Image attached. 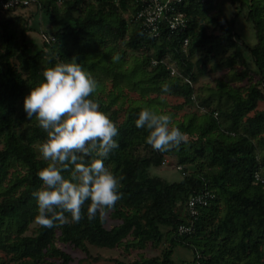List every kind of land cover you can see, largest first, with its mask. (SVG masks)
<instances>
[{"label":"trees","instance_id":"1","mask_svg":"<svg viewBox=\"0 0 264 264\" xmlns=\"http://www.w3.org/2000/svg\"><path fill=\"white\" fill-rule=\"evenodd\" d=\"M34 1L52 28L51 34L43 31L47 40L41 45L28 39L35 25L0 9V264H69L71 257L58 241L86 254L87 244L126 252L148 242L162 245L160 255L138 252L116 264H264V182L254 176L264 179V107L257 108L264 103V0L238 1L253 28L252 45L238 38L237 15L226 18L214 0H182L187 26L179 35L144 29L133 17L137 6L131 0ZM167 56L193 85L170 75L161 62ZM73 57L96 80L92 98L119 130L114 137L119 147L105 160L123 178L121 199L105 210L119 219L110 227L104 213L88 219L90 201L82 205L79 222L69 218L47 228L35 219L33 192L41 185L38 171L47 163L39 145L46 133L35 117L26 116L23 98L43 79L45 68ZM238 63L241 68L235 72ZM225 66L230 75L216 87L207 92L197 88L199 73ZM243 77L244 84L231 82ZM107 81L114 90L119 85L138 90L141 98L124 109L114 108ZM165 84L168 92L162 90ZM164 95L184 98L181 104L191 107L176 118L163 107ZM194 106L199 113L192 111ZM144 107L172 116L185 133L178 148L161 152L146 142L148 130L135 126ZM168 156L182 169L177 181L148 172ZM204 189L212 194L208 204L198 208L191 231L178 233V225L190 221L188 197ZM32 222L37 225L28 233ZM176 246L190 250L192 259L174 262Z\"/></svg>","mask_w":264,"mask_h":264},{"label":"clouds","instance_id":"2","mask_svg":"<svg viewBox=\"0 0 264 264\" xmlns=\"http://www.w3.org/2000/svg\"><path fill=\"white\" fill-rule=\"evenodd\" d=\"M96 86L93 76L73 57L45 68L43 79L23 98L26 116L29 120L35 117L46 133L39 153L47 163L38 171L41 185L33 192L35 219L44 227L67 223L69 218L79 222L86 201H90L88 219H93L122 197L123 178L105 165L119 147L114 139L119 130L92 98ZM162 90L168 92V85ZM135 126L146 128V142L161 152L178 148L185 140L170 114L148 107L139 111Z\"/></svg>","mask_w":264,"mask_h":264},{"label":"rangeland","instance_id":"3","mask_svg":"<svg viewBox=\"0 0 264 264\" xmlns=\"http://www.w3.org/2000/svg\"><path fill=\"white\" fill-rule=\"evenodd\" d=\"M239 0H234V4L230 2V0H217V7L221 9L223 14L226 16V18H231L235 14L237 15L234 19V28L236 31V34L240 41L244 42L246 45H250L254 43L255 36L253 32L252 25L249 21H246L244 17L242 16L244 13V10L241 11L239 7ZM215 4V3H214ZM38 6H32L28 9L18 11L17 14H21L22 18L28 19V21L36 26V29L33 31L27 32L28 39L33 42L35 45H41L43 41V31L51 34V26L48 22V18L46 16V13L42 10L37 11ZM217 10L215 7L214 9L210 8L208 10V13L213 15V13ZM38 21V22H37ZM131 58V55H129ZM128 56V57H129ZM127 57V58H128ZM249 69L253 68V65L249 64ZM230 67H223L217 71H206L205 73H199L198 77L196 78V85L197 88L201 86V89H206L204 92H207L210 87L214 88L216 87V82L218 80H221L223 78L228 77L230 75V70L228 69ZM240 64H236L233 66L232 69L235 70V72H238L240 69ZM233 76V75H232ZM251 76V74H250ZM253 76V75H252ZM138 78V77H135ZM234 84H244L247 82V78L243 77L240 81L236 79L231 81ZM120 87V85H119ZM118 90L114 88H111V81L106 82V90L110 93V100L113 107H119L121 109H124L127 104L131 100H138L141 98V92L138 90L122 86ZM164 108L170 111H173L175 113V117L179 118L181 115H183L184 112H188L187 109L191 106L189 104H181L184 101V98L172 96V95H164ZM264 107V103L262 101L258 102V109H262ZM196 108V109H195ZM192 111L199 113V110H197V107L194 106L191 108ZM199 109V108H198ZM193 111V112H194ZM123 115V112H120L119 118H121ZM148 172L150 175H157L164 179H166L169 182L177 181L181 179L182 177V169L176 168L175 158L174 156H168L166 158V163L161 164L158 167H150L148 169ZM104 216L106 219L105 226L110 227L114 224H117L119 222V219L114 218L111 216L109 212L104 211ZM37 225V222H32L29 226L28 233H31L34 227ZM58 233V231H57ZM57 245L66 251L70 257L71 260L69 264H116L117 260L127 261L132 259L134 256L137 255L138 252H143L147 256H156L161 254L162 245H153L152 243L148 242L146 246L143 249H130L129 252H126L121 247H113V248H105L100 246H95L91 244H87L88 253L86 254L84 251L80 250L79 248H76L72 246L71 244L63 243L61 241H58ZM172 259L174 262L179 263L181 260L189 261L192 259V253L190 250L176 246L173 249L172 252Z\"/></svg>","mask_w":264,"mask_h":264},{"label":"built area","instance_id":"4","mask_svg":"<svg viewBox=\"0 0 264 264\" xmlns=\"http://www.w3.org/2000/svg\"><path fill=\"white\" fill-rule=\"evenodd\" d=\"M57 3H62L70 0H53ZM137 6L136 13L133 15L136 21H140L144 29L151 32L154 35H158L160 29H166L171 34H180L187 26V17L182 10L180 4L182 0H131ZM38 2L34 0H0L1 10H10L14 13L18 11L28 9L32 6H38ZM43 39L47 40L44 35ZM188 43L187 37L183 39V47ZM152 63H156L153 59ZM161 62L165 64V68L169 71L173 77L181 78L183 81L193 85L192 81L183 77L177 69L175 63L170 61L169 57L161 59ZM193 97V96H192ZM180 168V166H177ZM255 178L264 182V179L255 173ZM212 194L208 189L201 190L191 194L187 199V209L190 216L188 224H180L177 227L178 233L189 232L192 230L193 220L198 216V208L208 204Z\"/></svg>","mask_w":264,"mask_h":264},{"label":"crops","instance_id":"5","mask_svg":"<svg viewBox=\"0 0 264 264\" xmlns=\"http://www.w3.org/2000/svg\"><path fill=\"white\" fill-rule=\"evenodd\" d=\"M214 3H216V4H217V0H214ZM254 42H255V40H254ZM250 45H252V44H250Z\"/></svg>","mask_w":264,"mask_h":264}]
</instances>
